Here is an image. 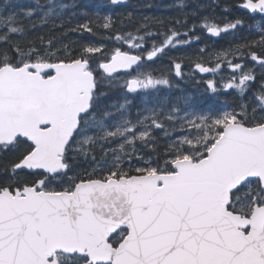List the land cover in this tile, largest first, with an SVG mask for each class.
Instances as JSON below:
<instances>
[{"label":"snow or ice","instance_id":"1","mask_svg":"<svg viewBox=\"0 0 264 264\" xmlns=\"http://www.w3.org/2000/svg\"><path fill=\"white\" fill-rule=\"evenodd\" d=\"M34 2L0 5V264H264V0H231L222 20L183 32L187 17L115 33L110 53L85 34L99 20L112 30L111 14L71 11L84 20L66 26L75 4ZM49 24L83 42L29 38ZM198 28L254 38L207 66L200 48L188 73L179 59L150 67L198 42ZM197 74L206 96L240 102L161 96Z\"/></svg>","mask_w":264,"mask_h":264},{"label":"trees","instance_id":"2","mask_svg":"<svg viewBox=\"0 0 264 264\" xmlns=\"http://www.w3.org/2000/svg\"><path fill=\"white\" fill-rule=\"evenodd\" d=\"M21 3L26 5H31L35 7L34 0H20ZM48 0H40L42 5H46ZM56 3H68L75 4V8H70L66 10V14L64 15V22L67 26L68 22L71 21L75 24L76 20H84L82 15H77V17L73 18L68 13L71 11H75L77 13L88 12L93 19H95L94 14L99 13L100 16L111 14L114 20V28L108 32L104 31L101 25L103 23L102 20H99L94 25V31L96 33L95 36H88L85 34V38L87 40H92L96 43H102L106 45V51L111 52L112 49L118 46L114 41H110L107 37L114 35L115 33L126 34L131 32L133 35H136V29H138L141 25L147 23L150 29L153 32L167 31L169 27H172L173 22L176 19H180L183 21L185 17H187L186 12H181L176 16H170L166 13V8L161 7L160 0H129L128 4L122 7H114L111 6L108 2H101L99 0H55ZM219 3V8H213V0H197L194 4H196L195 8L190 11L189 16L187 17V28L190 25L197 24L200 22L199 17L197 16H215L218 21L222 20L221 9L223 8L225 3H230L231 0H216ZM5 0H0V5H3ZM19 11V8L16 9ZM202 11H205L202 13ZM128 13H131V18L128 17ZM195 13V15H193ZM170 16V17H169ZM194 16V17H192ZM148 18L146 21L145 18ZM25 26L27 27V21H24ZM59 23V21H57ZM182 27H178L181 29ZM199 33L200 40L197 44L191 45L187 50H180L172 53V56L168 59H160L162 63V67L167 71L169 67L170 60L175 59L182 60L185 66V69H190L195 61L201 59L199 54V49L202 47L206 48V52L203 55L202 59L205 61L206 65L209 62V58L216 51L224 48H228L229 45H235L240 42L241 38L248 37L249 39L254 38L252 34H250L247 29L238 32L237 38L234 40L232 36H222L221 38L216 37H206L205 32L197 29ZM43 33L45 38L55 37L57 40L62 41L64 44L71 45L73 42H83L80 37L74 33L68 32L66 35L59 30V28H53L51 24H49L44 29H37L35 32H29V38H35L36 35ZM124 50H127V46H123ZM258 51V50H257ZM231 59V57H229ZM156 70V69H155ZM228 71L225 69L224 72ZM224 75V73H223ZM260 75V72L257 73V76ZM180 95H187L193 98V103L198 108L208 109L212 108L213 110L219 108L224 102L227 103H238L240 102V97L236 94L232 95H221L217 98H213L210 96H206L204 94V89L202 85H182L179 87V90H165L161 93V96H170L176 97ZM110 99L118 98L117 93L110 94ZM140 105V100L137 98L136 103L133 107V113H135L136 107ZM160 133H157V136H160ZM163 143V142H162Z\"/></svg>","mask_w":264,"mask_h":264},{"label":"rangeland","instance_id":"3","mask_svg":"<svg viewBox=\"0 0 264 264\" xmlns=\"http://www.w3.org/2000/svg\"><path fill=\"white\" fill-rule=\"evenodd\" d=\"M167 56H168V55H166V56H164V57H167ZM157 62H161L160 59L155 61V63H157ZM155 63H152V64L150 65V67H151L152 69H156V70L158 71V73H159V72H165V69H164V68L160 69V67H162L161 64H160V65H156ZM191 80H192V78H188V79H185L184 82H185V81L188 82V81H191Z\"/></svg>","mask_w":264,"mask_h":264},{"label":"flooded vegetation","instance_id":"4","mask_svg":"<svg viewBox=\"0 0 264 264\" xmlns=\"http://www.w3.org/2000/svg\"><path fill=\"white\" fill-rule=\"evenodd\" d=\"M166 0H164L163 1V3L165 2ZM173 1H176L177 2V5H176V7H175V11L178 9V5L181 3V0H173ZM190 1H192V0H182V2L183 3H185V5H186V8H189V9H191V6H190ZM179 11V13H181V12H185V10L184 11H182V10H178ZM189 14H187V16H188Z\"/></svg>","mask_w":264,"mask_h":264},{"label":"water","instance_id":"5","mask_svg":"<svg viewBox=\"0 0 264 264\" xmlns=\"http://www.w3.org/2000/svg\"><path fill=\"white\" fill-rule=\"evenodd\" d=\"M127 1V0H126ZM201 75V74H200ZM211 75V74H208V76Z\"/></svg>","mask_w":264,"mask_h":264}]
</instances>
